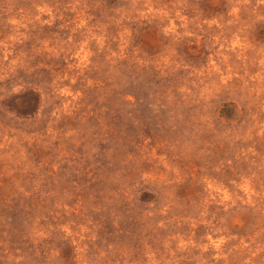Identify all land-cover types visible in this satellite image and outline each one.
Listing matches in <instances>:
<instances>
[{"label": "rangeland", "instance_id": "374dc122", "mask_svg": "<svg viewBox=\"0 0 264 264\" xmlns=\"http://www.w3.org/2000/svg\"><path fill=\"white\" fill-rule=\"evenodd\" d=\"M0 264H264V0H0Z\"/></svg>", "mask_w": 264, "mask_h": 264}]
</instances>
